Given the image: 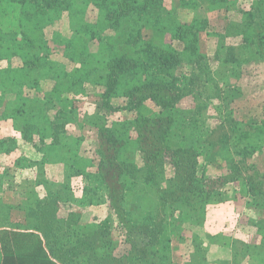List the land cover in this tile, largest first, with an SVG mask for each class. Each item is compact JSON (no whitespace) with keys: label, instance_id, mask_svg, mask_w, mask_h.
<instances>
[{"label":"rangeland","instance_id":"1","mask_svg":"<svg viewBox=\"0 0 264 264\" xmlns=\"http://www.w3.org/2000/svg\"><path fill=\"white\" fill-rule=\"evenodd\" d=\"M262 7L260 0H2L0 227L13 210L27 218L54 201L59 236L66 239L62 220L74 214L76 228L93 226L114 258L129 251L130 214L110 195L108 181L116 186V178L97 172L98 137L105 125L162 114L145 97L129 104L146 73L107 85L114 55L149 44L170 58L181 95L173 111L182 135L173 143L194 148L204 179L222 180L221 197L199 211L170 214L158 207L154 187L131 183L128 191L150 208H137L132 220L171 224L168 264H203L201 254L218 249L231 256L229 264H264V129L256 130L264 127V33L256 28ZM247 130L253 149L233 154ZM128 134L125 153L141 168L137 134ZM171 178L169 163H161L159 187L171 190ZM25 218L0 232L27 228L33 219ZM69 238L75 246L77 237Z\"/></svg>","mask_w":264,"mask_h":264},{"label":"trees","instance_id":"2","mask_svg":"<svg viewBox=\"0 0 264 264\" xmlns=\"http://www.w3.org/2000/svg\"><path fill=\"white\" fill-rule=\"evenodd\" d=\"M3 1L14 3L20 0ZM48 1L46 0L47 3ZM260 3L263 9L256 28L264 33V0H260ZM40 10L42 11V9L36 11L40 12ZM133 25L135 26L136 23L133 22ZM262 41L264 42V34ZM138 47L140 50L133 49V54L119 48L122 50L114 55L111 60L114 61L113 67L106 75L107 85L112 87L127 73H146L149 78L144 80L141 86L130 90L129 97L132 102L129 104L134 106L140 101L139 97H145L152 100L162 114L155 119L135 120L132 124L117 122L111 126H103L99 132L100 142L97 148L100 156L97 172L101 173L100 176L105 181V175L109 173H112L110 174L112 178L113 176L116 178V186H113L112 181H108V189L114 193L110 195L112 198L115 196L114 204H119L122 213L130 214L127 227L132 231L126 237L130 245L129 251L119 259L114 258L109 252L112 248L107 247L106 252V244L98 240L99 236H96L93 226L76 228L78 226L75 225L74 214L68 215L63 220L60 219L67 226L68 231L64 234L68 233V236L66 239L65 235L59 236L57 230L60 227H53L57 208H53L54 201L46 200L44 208H33L27 212L26 219L28 221L29 217L33 219L27 228L19 231L1 230L0 264H168L171 254L168 228L171 224L166 222L164 225L161 223L150 228L149 224L141 219L142 215L133 221L134 216L131 213L137 214V208L143 210L146 205L144 201L142 202L143 196L128 191L130 184L141 182L144 189L154 187L158 207L167 209L170 214L177 210L199 211L203 209L202 207L220 199L221 193L217 191V184L222 180L204 179V171L198 166V154L194 148L184 143L178 144V141L173 143L174 138L182 135L177 132L178 123L173 111L181 95L179 87L175 85V78L171 76L168 68L170 58L162 53H156L154 47L149 44ZM139 92L142 96L135 95ZM131 128L137 134L136 144L143 161L141 168H136L134 161L125 153L129 145L128 133ZM263 129L261 124L256 130L262 134ZM239 139L242 140L240 142L242 147L231 148L233 154L241 155L245 149H253V145L249 143L251 135L248 130L242 132ZM163 162L169 163L172 169L171 190L159 187L157 182L158 170ZM116 209L118 208L114 210ZM68 227H71V230ZM132 232L137 234L132 236ZM69 234L77 237L75 246L71 245L73 241L69 238Z\"/></svg>","mask_w":264,"mask_h":264},{"label":"crops","instance_id":"3","mask_svg":"<svg viewBox=\"0 0 264 264\" xmlns=\"http://www.w3.org/2000/svg\"><path fill=\"white\" fill-rule=\"evenodd\" d=\"M12 212H13L12 214H17V215L13 216V220L11 219L10 222L8 220V224L7 225L10 226L11 223H12L14 225V226L12 225L13 227L20 228L21 225L18 224V223H23L24 222V221H21V218L22 219L25 218V216H23V212L24 211L21 210V209H19L17 211L16 210H13ZM25 220H26V218H25ZM7 225H5L4 227H0V229L1 228H3V229L6 228ZM219 250H220V253H217V252H219ZM217 252L216 253L214 252V255L213 256L212 255L211 256L210 255L208 256L207 253H202L201 256H200V258H201V261H203V264L206 263V262H208L209 264H229V263H231V256H228L227 255V257H226L223 254V252H221V249H218ZM197 259L198 258H196L194 261L196 262ZM195 264H199V263H195Z\"/></svg>","mask_w":264,"mask_h":264}]
</instances>
